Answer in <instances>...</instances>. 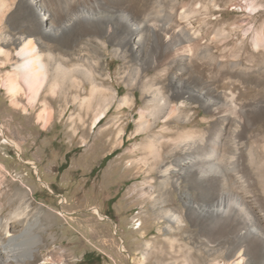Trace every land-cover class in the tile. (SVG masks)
<instances>
[{
    "label": "rangeland",
    "instance_id": "374dc122",
    "mask_svg": "<svg viewBox=\"0 0 264 264\" xmlns=\"http://www.w3.org/2000/svg\"><path fill=\"white\" fill-rule=\"evenodd\" d=\"M110 1L100 0L98 4L106 9L109 6L118 10L124 8L132 18H137L141 11L150 10L153 6L151 0ZM41 3L42 0H12V8L1 26L2 31L10 34L24 24L28 26H24L23 30L46 29V19L36 11L42 9ZM93 4H96L95 1L89 5ZM164 6L172 7L176 14L187 7L186 10L200 9L198 15L189 21L195 27H202L206 40L209 37L215 39L214 43L208 42L214 55L195 60L194 66H186L181 61L182 50L159 57V63L168 65L175 60L174 70L181 68L187 72L186 75L179 74V78L185 75L180 81L199 86L203 82L200 79L210 82L209 75L218 73L220 78L215 87L224 92L227 89L226 78H232L238 72L245 73L246 79H240L243 87L238 85L233 89L244 111L241 124L229 122L221 132L219 119L201 104L183 101L200 125L198 133L206 137L216 131L217 134L222 133L223 143L218 144L230 148L224 156L223 165L237 166L238 170L241 167L240 173L232 180L242 190L252 193L244 202L240 197L238 200L252 216V223L257 225V243L262 244L264 149L258 150L264 143V55L262 59L258 58L260 53L254 49V39L259 31L264 32V0H164ZM197 16L206 18L201 21ZM79 26L81 23L74 28V32ZM116 29L121 31V25H117ZM100 41L97 43L99 68L104 74V83L118 90V99L127 94L133 96L134 93L136 103L119 109L118 103L113 105L106 118L96 126L92 125L96 114L94 110L86 115L87 108L73 102L68 103L69 106L59 96L54 98L55 101L51 95L48 96L53 101L51 112L46 111L50 114L49 118L44 114V118L39 120L43 107L31 108L26 98H21V101L27 111L16 108L3 85L6 76L13 72L12 66L2 68L3 57H0V219L11 217L29 198L31 209L26 215L13 218L8 228L13 234L21 233L29 220L37 218L32 236L39 237L35 254H32L35 260H29L30 256L24 260L19 258L17 263L11 260L8 264H234L235 261L239 264H259L262 252L248 247L247 242L243 252L234 257L230 249L234 240L232 235L225 242V248L219 250L221 245L215 246L214 243H221L222 237L204 232L187 217L184 194L197 196L201 193L194 190V185L187 187L186 178L178 182L179 187L172 179L163 183L162 175L156 171V157L143 148L149 135L140 133L134 136L145 105L143 93L139 89H130L122 79L125 62L114 54L108 37ZM81 53L90 59L86 53ZM236 61L241 65L233 66ZM213 118L217 122L212 131ZM176 124L182 130L185 128L178 121L168 123L170 129L177 131ZM164 125L161 122L154 132H159ZM236 125H241V128L237 129ZM193 128L197 127L192 124L188 129ZM121 129H126L123 137L119 133ZM168 137L171 142L166 144V151L177 139L175 132L169 133ZM162 155L166 156L167 152ZM249 157H252L253 165L249 163ZM239 176L244 178L239 180ZM257 198L263 203L262 207L257 206ZM95 209L100 210L102 216L95 213ZM165 209H171L182 218V227L177 229L178 224L175 223L172 225L174 229L168 230L170 222L165 217ZM234 216L236 214H229L227 218L233 219ZM2 239H5L4 231L0 242ZM172 240L175 241V249L171 247ZM199 244L201 247L196 246ZM207 245L209 249H206Z\"/></svg>",
    "mask_w": 264,
    "mask_h": 264
},
{
    "label": "bare ground",
    "instance_id": "6f19581e",
    "mask_svg": "<svg viewBox=\"0 0 264 264\" xmlns=\"http://www.w3.org/2000/svg\"><path fill=\"white\" fill-rule=\"evenodd\" d=\"M21 1L34 2V0ZM89 1H95L96 4L89 5ZM99 1L42 0V9L38 8L36 11L46 19L48 25L46 29L39 27L23 30L27 25L24 24L7 34L4 30L2 31L1 26L12 8V0H0V57H3L1 66L7 68L10 65L13 71L6 76L3 85L12 96L13 105L27 111V108L23 107L21 98H26L27 105L31 108L41 105L44 110L38 115L40 120L44 118V114L47 118L50 116L46 111L53 106V101L48 96L51 95L53 100L59 96L67 102V105L73 102L74 105L87 108L86 115L94 110L96 114L92 125L95 126L106 118L113 105L118 103V109L134 105L136 103L134 93L133 96L127 94L118 99V90L104 83L105 77L99 68L101 63L97 43L100 39L105 40L108 37V41L113 45L114 54L125 62L122 79L130 89H139L143 93L145 105L141 109V117L137 122L138 127L134 136L140 133L149 135L143 148L156 157L157 162L156 160L155 162L158 164L155 166L156 171L162 175L163 183H168V180L172 179L178 186V182L186 178L188 181L186 184H189L187 187L194 185V190L201 193L197 196L191 193L184 194L187 217L204 232L222 237L219 241L223 240L221 243L218 241L214 243L215 246L221 245L220 248L217 247L219 250L225 248L227 240L229 241L232 235L234 240L230 249L232 253L234 252V257H238V254L243 252L247 242L248 247L262 252L258 263L264 264V240L262 244L257 243V225L252 223L254 222L252 216L238 200L240 197L242 202L252 193L242 190L241 186H237L232 180L233 176L240 173L241 167L238 170L237 166H234L235 162L234 167L223 165L224 156L230 148L218 144V142L223 143L221 132L230 124L229 122L243 123L244 111L239 106L233 89L241 84V78L246 79L245 73L231 74L232 78L225 79L226 91L220 92L215 87L220 78L218 73L209 75L210 82L200 79L203 82L199 86H193L191 83L180 81L187 72L181 68L174 70L177 61L172 60L168 65L159 63V59L164 58L167 53L180 50L184 53L181 61L185 62L186 66H192L199 58L214 55L210 49L211 44H208L209 41L214 43V37L206 40L202 27H195L191 20L189 21L193 16L198 15L200 9L186 10L187 7L176 14L172 7L165 8L164 0H151L153 5V9L150 8L151 11L144 9L140 16L132 18L125 12L126 10H123L124 8L118 10L115 6H109L106 9L101 7L102 4H98ZM115 2L119 3V0ZM197 17L201 21L206 18ZM80 23L81 26L75 33L74 28L76 29ZM117 25H121V31L116 29ZM213 36H215L214 33ZM262 48H264V32L259 31L254 39V49L260 53L259 59H262L264 55V51L259 52ZM81 52L86 53L90 59ZM240 65L239 61L233 64L235 67ZM179 74L185 75L179 78ZM240 87L243 86L240 85ZM183 100L201 104L213 117L218 118L222 126L221 132L217 134L216 131L209 137L198 133L200 125L193 118V111L188 109ZM262 117L264 119V116ZM170 121L181 122L185 128L182 130L176 124L177 129L179 128L177 131L175 128L170 129L168 125ZM161 122L165 125L159 132H154ZM215 122L217 121L214 120L212 123V131ZM192 124L197 128L188 129ZM262 127L264 130V125ZM236 128H241V125H236ZM125 130L119 131L121 137L124 136ZM173 132L177 139L173 142L171 149L166 151V144L171 142L168 134ZM262 149H264V143L260 145L258 151ZM166 152L167 155L163 156L162 154ZM249 163L253 165L252 157H249ZM242 178L244 176H239V180ZM256 200L259 204L257 206L262 207L261 200L258 198ZM31 202L27 198L23 201V207L16 209L11 217L0 219V235L3 231L5 233V239L0 242V264H8L11 260L17 263L20 261L19 258L24 260L30 256L29 260H35L32 259V254H35L34 250L39 237L32 235L37 218L29 220L21 233L13 234L8 228L13 218L26 215L32 207ZM95 213L102 216L98 209H95ZM164 213L170 222L168 230L172 231L174 229L172 225L175 223L178 224L177 229L182 227V218L171 209H165ZM229 214H236V216L233 219H231L232 216L227 218ZM174 242L172 240L171 247L175 249ZM183 245L190 249L187 244ZM196 246L201 247V244ZM206 249H209V245ZM235 262L234 264H239Z\"/></svg>",
    "mask_w": 264,
    "mask_h": 264
}]
</instances>
